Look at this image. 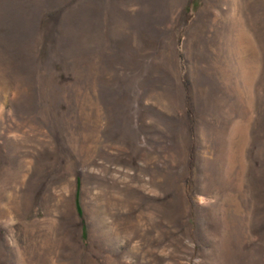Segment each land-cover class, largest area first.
<instances>
[{
  "label": "rangeland",
  "instance_id": "1",
  "mask_svg": "<svg viewBox=\"0 0 264 264\" xmlns=\"http://www.w3.org/2000/svg\"><path fill=\"white\" fill-rule=\"evenodd\" d=\"M0 264H264V0H0Z\"/></svg>",
  "mask_w": 264,
  "mask_h": 264
}]
</instances>
